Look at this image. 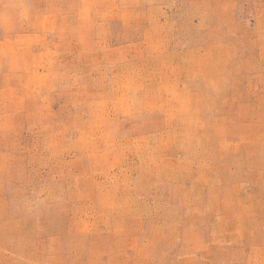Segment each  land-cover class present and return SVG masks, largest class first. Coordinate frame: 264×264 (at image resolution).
I'll list each match as a JSON object with an SVG mask.
<instances>
[{"label": "rangeland", "instance_id": "rangeland-1", "mask_svg": "<svg viewBox=\"0 0 264 264\" xmlns=\"http://www.w3.org/2000/svg\"><path fill=\"white\" fill-rule=\"evenodd\" d=\"M0 264H264V0H0Z\"/></svg>", "mask_w": 264, "mask_h": 264}]
</instances>
